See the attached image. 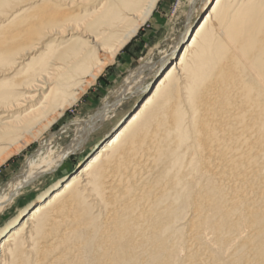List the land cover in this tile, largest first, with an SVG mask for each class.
Masks as SVG:
<instances>
[{
    "label": "bare ground",
    "instance_id": "6f19581e",
    "mask_svg": "<svg viewBox=\"0 0 264 264\" xmlns=\"http://www.w3.org/2000/svg\"><path fill=\"white\" fill-rule=\"evenodd\" d=\"M156 2L0 0V162L49 129L65 94L97 78L98 60ZM199 12L170 53L141 64L63 151L45 146L0 196L1 213L148 92L80 170L3 231L0 264H264V0H191L186 25Z\"/></svg>",
    "mask_w": 264,
    "mask_h": 264
},
{
    "label": "rangeland",
    "instance_id": "374dc122",
    "mask_svg": "<svg viewBox=\"0 0 264 264\" xmlns=\"http://www.w3.org/2000/svg\"><path fill=\"white\" fill-rule=\"evenodd\" d=\"M190 3L191 0H157L149 18L139 26L135 34L113 57L110 56L111 49H108V54L98 60L104 64V67L97 78L83 91L75 90L70 94H65L64 104L66 107L49 129L37 139L28 138L26 145L20 144L19 149H15L16 151L0 162V196L7 193L8 186L25 172L28 162L44 152L46 148H50L56 153L63 151L76 136L78 127H81L84 121L94 117L106 101L112 100L117 90L122 87L124 80L133 74L141 64L155 65L164 55L172 51L179 37L185 31L188 30L185 37L191 32L198 23L202 12L195 14L191 23L186 25ZM54 7V5H49L47 9ZM133 22L135 20L126 27L125 31L128 32ZM213 25L214 21L210 19L207 27L212 29ZM120 39L122 36L115 38L112 45L116 46ZM147 75V71L146 73L144 71L141 77ZM12 76L8 75L6 79H10ZM155 80L156 78L151 80L152 85ZM147 95L148 92L141 90L135 97L123 101L114 112L115 118L103 122L88 137H85L83 144L70 154L59 168L30 181L15 202L0 213V237L20 213L28 212L38 198L54 189L58 182L68 177L72 172L76 173L80 170V165L92 155V151L94 152V149L98 148L113 133L118 120L130 115L135 106ZM138 99L140 100L135 105ZM16 115L14 114L11 119H15ZM192 211L191 205H188L184 210L181 222L185 227V234L192 219ZM93 212L98 214L96 208Z\"/></svg>",
    "mask_w": 264,
    "mask_h": 264
}]
</instances>
